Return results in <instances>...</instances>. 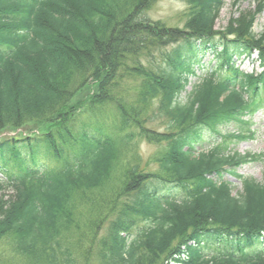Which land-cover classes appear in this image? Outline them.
<instances>
[{
  "label": "trees",
  "instance_id": "obj_1",
  "mask_svg": "<svg viewBox=\"0 0 264 264\" xmlns=\"http://www.w3.org/2000/svg\"><path fill=\"white\" fill-rule=\"evenodd\" d=\"M157 1L0 0V243L15 264H79L96 238L98 264H264V175L239 172L264 152L224 145L264 104V0L223 31L224 0H186L182 28L148 17ZM201 51L215 64L180 103ZM255 53L262 72L240 70ZM141 141L161 146L153 170Z\"/></svg>",
  "mask_w": 264,
  "mask_h": 264
},
{
  "label": "rangeland",
  "instance_id": "obj_2",
  "mask_svg": "<svg viewBox=\"0 0 264 264\" xmlns=\"http://www.w3.org/2000/svg\"><path fill=\"white\" fill-rule=\"evenodd\" d=\"M187 7L186 0H159L147 11L148 17L153 21H160L164 23L167 27L173 28H182L184 24L183 14L185 13ZM256 8L255 0H224V6L220 11L219 17L215 23L216 31H223L231 19H236L239 17L240 12L244 11H253ZM264 21V12L258 17L254 25L255 34L261 32V24ZM173 48H176V45L170 46L164 49H160L152 52V57L141 58L143 65H158L162 62L161 55L162 53L169 52ZM219 50V49H218ZM200 56L203 58V66L201 69H197L195 76L189 78V84L184 93H182L177 101L184 103L187 101L189 93L193 88L201 82V79L208 76L211 73L212 66L215 64L212 61L213 54L210 51H201ZM244 57V56H243ZM241 58L238 61L240 70L245 73H254L259 74L261 72V66L259 65V60L257 59V54H253L251 57ZM222 72L216 74V78L222 76ZM131 79L126 80V84L130 83ZM137 82L131 83L135 85ZM157 101L153 102L149 107V112L156 114ZM154 121L147 122L146 125L149 128L157 130L159 132L164 131V123L152 119ZM243 120L248 122V126L241 124H231L230 126L224 127L227 131H237L244 134H248V138H245L243 141L233 140L232 142L224 143L225 146H229V150H233L240 154L250 153L252 155H260L264 152V104L256 109L246 113L243 116ZM38 130V129H33ZM250 131L251 133H248ZM252 134V135H250ZM18 133H10L8 136H16ZM250 135V136H249ZM206 147H211L207 144ZM161 150V146L157 144H149L145 141L138 143L136 152L139 161V165L142 168L153 170L156 168V165L153 162V157ZM239 172L245 176L252 177L253 179L261 182L264 175V161L262 159H257L255 161L248 162L245 165H242L239 169ZM226 181L230 182L232 185L233 194L237 195L241 192V185L235 179L227 176ZM108 226L106 223L103 228L101 235L105 233V229ZM99 235V237L101 236ZM98 241L96 238L93 240L92 244V254H88L85 259L79 258V264H98L97 262V253H98ZM210 253V252H208ZM12 249L9 243L6 240H3L0 243V264H15L16 261L11 259Z\"/></svg>",
  "mask_w": 264,
  "mask_h": 264
},
{
  "label": "bare ground",
  "instance_id": "obj_3",
  "mask_svg": "<svg viewBox=\"0 0 264 264\" xmlns=\"http://www.w3.org/2000/svg\"><path fill=\"white\" fill-rule=\"evenodd\" d=\"M2 136H6V134L2 135Z\"/></svg>",
  "mask_w": 264,
  "mask_h": 264
}]
</instances>
